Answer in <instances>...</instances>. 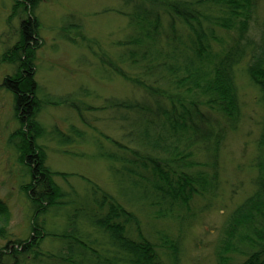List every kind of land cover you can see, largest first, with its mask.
Here are the masks:
<instances>
[{"label": "trees", "instance_id": "obj_1", "mask_svg": "<svg viewBox=\"0 0 264 264\" xmlns=\"http://www.w3.org/2000/svg\"><path fill=\"white\" fill-rule=\"evenodd\" d=\"M122 3L127 23L118 51H93L101 67L142 91L140 99L105 98L102 106L122 113L121 139L103 135L110 149L92 138L90 158L107 162L111 188L47 164V141L73 146L85 136L48 132L41 123L52 101L36 80L38 0H15L12 16L23 17L19 39L0 56L14 67L1 87L13 96L18 126L7 146L31 223L28 237L15 240L0 200L8 250H0V264L4 256L10 264H200L203 257L264 264V0ZM67 28L81 31L76 22ZM88 41L78 34L73 43ZM52 100L78 115L87 106ZM79 177L83 187L71 181ZM212 210L220 214L213 239H205L207 229L194 239Z\"/></svg>", "mask_w": 264, "mask_h": 264}, {"label": "rangeland", "instance_id": "obj_2", "mask_svg": "<svg viewBox=\"0 0 264 264\" xmlns=\"http://www.w3.org/2000/svg\"><path fill=\"white\" fill-rule=\"evenodd\" d=\"M14 4L15 0H0V56L6 47L12 46L19 39L22 20L20 17L23 15L19 12L20 14L12 16ZM124 10L122 0H38L34 9L40 24L41 40V47L36 56V80L41 88L40 96L52 101L46 102L45 107L41 109L40 121L48 132L56 127L62 133L75 136L72 131L77 129L85 136V140L76 139L78 142L73 146H59L54 140L47 141V164L60 172L75 173L105 187H111L107 162L104 159L90 158L96 152L92 138L100 137L99 142L108 150L111 144L104 136L120 140L123 133L120 118L122 113L109 108L103 110L105 98L133 100L140 99L142 95V91L138 92L128 81L111 75L100 66V50L115 54L118 51L116 42L122 41L126 34L127 20L119 13ZM73 22L80 26L81 31L73 30L75 27L67 28V25ZM78 34L94 43L92 50L87 47L91 44L89 41L81 44L85 47L74 45ZM94 50L99 55H95ZM13 72L14 67L2 63L0 57V200L9 211V218L5 223L6 231L16 240L28 237L31 215L30 204L19 190L15 178L18 175V165L7 146L9 133L18 125L13 121V96L1 85L4 78ZM53 98L66 99V102L82 101L87 106L95 107V110H91L89 106V110H85L87 106H80L82 115H78L77 111L68 106V102L62 104L53 101ZM236 149L241 151V144ZM232 168L233 166H230V175H234L233 170L231 174ZM57 181L62 182L61 179ZM71 181L74 185L83 187L84 182L80 177ZM219 222V211L212 210L204 214L202 223L194 228V239L201 238L209 231V237L206 234L205 239L212 240L214 227ZM6 244V240L0 238V250L7 252L4 248ZM2 262L10 264L11 261L6 260L4 256ZM200 262L210 264L204 257Z\"/></svg>", "mask_w": 264, "mask_h": 264}]
</instances>
